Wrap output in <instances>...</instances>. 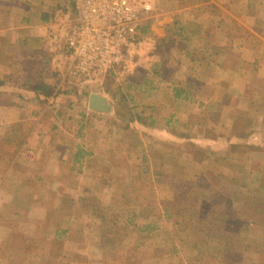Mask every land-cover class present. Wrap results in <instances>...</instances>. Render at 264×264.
Listing matches in <instances>:
<instances>
[{
    "label": "crops",
    "instance_id": "0c3cea01",
    "mask_svg": "<svg viewBox=\"0 0 264 264\" xmlns=\"http://www.w3.org/2000/svg\"><path fill=\"white\" fill-rule=\"evenodd\" d=\"M76 2L0 0V264H118L116 257L125 264H145L152 259L146 249L157 239L150 236L153 226L143 222L148 211L124 209L121 217L114 208L107 215L83 210L82 217L73 216L71 208L82 201L118 203L112 197L121 169L125 186L137 183L130 202L148 204L152 199L142 191L150 187L151 173L166 175L162 158L160 167H151L153 155H164L162 139L173 141L174 182L194 184L207 169L188 158V152L204 154L201 144L182 150L183 134H190L183 123L194 121L181 113L182 72L189 65L204 68L203 86L210 94L199 93L197 103L206 108L198 120L209 132L205 135L222 139L223 146L224 140L237 139L235 144L248 149L237 155H254L251 150L264 147V0H151L152 17L143 20L141 42L124 64L113 74L88 79L70 76L65 56L64 33L76 15ZM171 42L177 48L168 57L177 64L166 79L165 68L152 70L165 64ZM91 94L104 98L105 110L89 108ZM128 96L138 99L131 102ZM125 106L134 111L126 118L117 110ZM218 149L206 152L201 162ZM220 165L226 172L238 170L223 159ZM228 181L197 184L210 185L212 200L218 194L221 204L232 208L222 218H239L237 232L254 239L256 249L264 248L254 231L264 234V215L247 211L240 186ZM94 214L123 218V232L136 235L135 242L126 241L120 252L122 242L112 239V230L99 223L87 230L88 216ZM136 217L141 222L135 230L131 219ZM73 220L78 226H71ZM58 236L65 242L61 248L53 245ZM221 241L226 248L223 235ZM161 247L158 243L154 249ZM176 247L181 252L184 243Z\"/></svg>",
    "mask_w": 264,
    "mask_h": 264
},
{
    "label": "rangeland",
    "instance_id": "374dc122",
    "mask_svg": "<svg viewBox=\"0 0 264 264\" xmlns=\"http://www.w3.org/2000/svg\"><path fill=\"white\" fill-rule=\"evenodd\" d=\"M153 12L154 6L151 13ZM149 15L152 17L151 14ZM175 47V43H167V48L165 49V64L162 63V66L159 68L156 64L155 68L153 66L152 72L158 73L159 69L161 70L162 68H165L166 79L173 76L174 64H177V61L173 60V57H168V55L170 54L169 51L171 52V50H175ZM203 69H199V67L197 68L196 65H189L188 67H185L184 74L182 72V76L185 80L182 82L183 91L181 92V101L183 103V111L181 113L184 117L187 116V118H189L192 116V118H194L193 123H190L189 121L183 123V130L189 131L190 134H183V138L185 139H183L182 150H194L193 143L201 144L199 150H203L204 154H190L188 152V158L196 161L197 164H201L203 168H207L208 170L204 169L207 171H201L202 175H195V177L197 176V179L194 184H191L189 181H183L181 183L178 181L174 182L173 177L176 168L171 166L174 155L173 153L170 154V152L173 151L174 145L173 141L166 138L162 139L159 144L164 155L162 157L159 155H153V160L151 162V167H160V158H162V162L164 163L163 171L166 175L161 176L157 173H151L150 187H147V189L143 191L141 190L144 197L151 198L153 202L152 200L148 202V204L130 202V200L136 198L135 191L137 183L134 181L133 185L125 186V181L122 179V176H124V170L121 169L122 172H120L121 175H123H120L119 186H117L114 192L115 195L112 197L115 198L114 201L118 198V203L115 204V202H111L101 204L100 202L94 203L93 201L72 203L76 205L71 208V214L73 216L83 215L82 217H84V212L87 211H92V213L96 211L98 213L101 212L102 215H104V213L107 215L113 208L115 212L117 209L118 211H121L124 209L136 210L141 208L144 209L141 213L148 211V216H146V219H143V222L150 227L153 226V228H149L151 229L150 236L153 235L157 240L153 241V243L150 244V247L148 246V249H146L149 250L148 256L152 259L145 262V264H253L254 261H261L264 263L263 245H260L261 247L256 249L257 244L254 243L255 241L253 242L254 239L251 240V237L246 235H244V239L242 238L243 233H240V230L237 232L241 227V224L238 223L240 219L234 218L232 221H228L227 219L222 218V216L227 217V214L229 215V211H232V208H226L224 204H221L222 197L218 194L215 195L212 200V197L210 196V185L197 184H201L202 180L206 181V183H219L225 180H230L231 182H228L231 184L240 186L239 195L241 201L245 200L247 211L254 210L264 215V147L251 150L254 155H249L248 153L243 156L237 155V153H239L238 151H248V149L243 148L240 143L235 144L237 139H231L230 142L224 140L226 146H223L222 139L216 140L205 135L209 134V132L205 127V124L198 120L205 117L206 108L197 106V103L200 102V98H202L200 94L210 96L209 91L203 86V84H205V74ZM155 83H157V81H151V85ZM197 88L199 89V92ZM126 99L132 102L138 98L135 96H128ZM117 110L121 112L124 118L134 112H130L128 106L121 108L117 107ZM189 125L191 126L189 127ZM149 141L152 142V139H149ZM228 143L231 144L230 147H227ZM213 148H219L218 151L220 152H216L211 159L202 163L201 161L206 158L205 153L209 150L211 153V149ZM222 159L223 161H230L231 169L233 167L236 169L238 168V170H228V172H226V169L220 165ZM167 163H169V165H167ZM186 168L188 170L189 166ZM176 176L177 175H175V177ZM231 184H227L229 186L228 189L230 191H236L237 187L231 186ZM222 188L223 187H219L218 190H221ZM80 197L86 196H75L76 199H79ZM83 210L86 211L83 212ZM97 215L94 214L88 216L89 219L86 221L87 230L96 227V223H99V227L103 228V230L104 228L112 230V234H114L112 239L116 242L119 240H121L119 242H122V248L117 245L120 248V252H123V243L132 240V238L134 240L131 242H135L136 235L127 236L123 232V218L117 217L116 219L108 218L105 220L101 214L99 216ZM120 216H123L122 211L120 212ZM77 221L78 220L71 221V226H78ZM139 221L141 222L137 217L131 219L135 230ZM114 227L117 228L116 231H114ZM245 227L248 228V226ZM224 228L227 229L228 233L227 231L226 234L224 233ZM254 231L258 233V237L260 238L258 241L261 242L264 240L263 231H260L257 228H255ZM245 233L246 231L244 230V234ZM222 235L225 240L229 242L228 244H225L226 248H222ZM107 236L109 237L110 235ZM92 237L93 236L90 235V238ZM58 238V240H55L56 238L54 239L55 241L53 245L55 248H61L65 244V242L62 243L60 240V236H58ZM107 240V244L114 245L109 239ZM244 240H246V242H241ZM148 242L149 241L146 243ZM178 242L184 243V247H181L180 249L181 252H179V248L176 247ZM158 243L163 247L160 249H154ZM262 244H264V241ZM171 247H173L174 250L170 251ZM160 253L162 254L159 255ZM105 254L107 258H112V252H107ZM116 260L118 261V264H125L124 260L121 258L116 257Z\"/></svg>",
    "mask_w": 264,
    "mask_h": 264
},
{
    "label": "built area",
    "instance_id": "2783aa9c",
    "mask_svg": "<svg viewBox=\"0 0 264 264\" xmlns=\"http://www.w3.org/2000/svg\"><path fill=\"white\" fill-rule=\"evenodd\" d=\"M151 0H77L76 15L64 33L68 74L88 79L113 74L141 42Z\"/></svg>",
    "mask_w": 264,
    "mask_h": 264
},
{
    "label": "water",
    "instance_id": "95a60500",
    "mask_svg": "<svg viewBox=\"0 0 264 264\" xmlns=\"http://www.w3.org/2000/svg\"><path fill=\"white\" fill-rule=\"evenodd\" d=\"M88 106L92 110H99V111L105 110L106 108L104 98L97 94L90 95Z\"/></svg>",
    "mask_w": 264,
    "mask_h": 264
}]
</instances>
